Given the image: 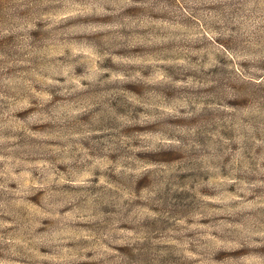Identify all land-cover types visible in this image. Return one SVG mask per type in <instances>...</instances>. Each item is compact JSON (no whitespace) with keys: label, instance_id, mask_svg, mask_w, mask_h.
<instances>
[{"label":"rangeland","instance_id":"374dc122","mask_svg":"<svg viewBox=\"0 0 264 264\" xmlns=\"http://www.w3.org/2000/svg\"><path fill=\"white\" fill-rule=\"evenodd\" d=\"M0 264H264V0H0Z\"/></svg>","mask_w":264,"mask_h":264}]
</instances>
